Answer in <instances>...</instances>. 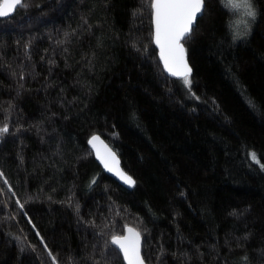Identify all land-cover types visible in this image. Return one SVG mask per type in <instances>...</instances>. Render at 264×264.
<instances>
[{
    "label": "trees",
    "instance_id": "trees-1",
    "mask_svg": "<svg viewBox=\"0 0 264 264\" xmlns=\"http://www.w3.org/2000/svg\"><path fill=\"white\" fill-rule=\"evenodd\" d=\"M25 2L0 19V264H124L106 244L125 226L146 264H264V0L235 41L236 14L205 0L191 90L163 72L144 0Z\"/></svg>",
    "mask_w": 264,
    "mask_h": 264
},
{
    "label": "snow or ice",
    "instance_id": "snow-or-ice-1",
    "mask_svg": "<svg viewBox=\"0 0 264 264\" xmlns=\"http://www.w3.org/2000/svg\"><path fill=\"white\" fill-rule=\"evenodd\" d=\"M144 3L150 9L152 42L159 49V60L163 64L164 71L173 77L180 78L184 86L191 90L192 69L187 61L185 45L193 38L196 22L203 16L205 0H144ZM220 3L230 14L234 13L237 16L235 20L230 18L228 25L233 41L249 35L258 14L254 0H220ZM27 6L25 0H0V19L10 17L18 8ZM8 133L7 123L0 126V139ZM98 140L99 137L94 135L88 143L96 148L95 142ZM249 156L254 163H259L254 152L249 153ZM97 158L100 159L104 168L117 176L123 184L129 188L135 187L134 178L119 167L116 155L106 146L104 155H101L97 149ZM261 168L264 170V165H261ZM95 182L93 179L91 183ZM4 183L7 184L8 181L5 180ZM17 204H20V201H17ZM20 207L23 209L22 204ZM76 210L79 212V205H76ZM92 223L93 226H97L94 222ZM125 230L126 234L112 235L110 244L106 246H115L112 250H119L125 264H145V258L141 254V232L127 226ZM48 255L52 257L53 264H57L51 251H48ZM243 259L247 260V257Z\"/></svg>",
    "mask_w": 264,
    "mask_h": 264
},
{
    "label": "water",
    "instance_id": "water-1",
    "mask_svg": "<svg viewBox=\"0 0 264 264\" xmlns=\"http://www.w3.org/2000/svg\"><path fill=\"white\" fill-rule=\"evenodd\" d=\"M14 13H15V12H14ZM14 13H13V14H14ZM13 14H12V15H13ZM12 15H11V16H12ZM11 16H10V17H11ZM8 18H9V17H7V18H2V19H8ZM197 21H198V20H197ZM196 23H197V22H196ZM153 45H154V47H155L156 50H157L158 61H159L160 65H161V68H162L163 72L165 73V75H166L168 78H170V79L181 80L180 78H178V77H173V76L169 75L166 71H164L163 64H162V63L160 62V60H159V49L155 46L154 43H153ZM187 61H188V59H187ZM188 64H189V63H188ZM189 66H190V65H189ZM191 74H192V73H191ZM97 137H99V136H97ZM95 143H96V148H93V146L90 145V144L88 143V147H89L90 151H91L92 154H93V157H94L95 162L100 166V168L102 169V171H103L107 176H109L111 179H113V181H115L119 186H121L122 188H124V189H126V190H128V191H131L134 187L129 188L127 185L123 184L122 181H121L117 176L113 175L111 172H108V171L104 168V165L101 163L100 159L97 158V149H99L101 155H104V153H105V146H106L107 149L110 150L111 152L114 153V151H113V150L108 146V144L105 143V141H103L100 137H99V140L96 141ZM114 154H115V153H114ZM115 155H116V154H115ZM116 158H117V160L119 161V167L121 168L120 160H119V158L117 157V155H116ZM121 169H122V168H121ZM124 234H126V230H125V229H124ZM141 245H142V239H141ZM112 247L115 248V246H112ZM116 251L119 253V250H118V249H116ZM141 254H142V248H141ZM119 255L121 256L122 261H123V263L125 264V261L123 260V256H122V254L119 253ZM145 264H146V263H145Z\"/></svg>",
    "mask_w": 264,
    "mask_h": 264
}]
</instances>
